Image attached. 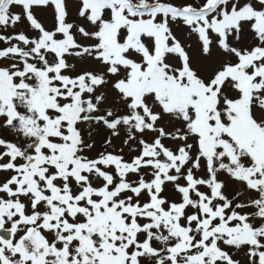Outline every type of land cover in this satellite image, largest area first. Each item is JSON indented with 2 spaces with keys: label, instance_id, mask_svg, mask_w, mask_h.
<instances>
[{
  "label": "snow or ice",
  "instance_id": "1",
  "mask_svg": "<svg viewBox=\"0 0 264 264\" xmlns=\"http://www.w3.org/2000/svg\"><path fill=\"white\" fill-rule=\"evenodd\" d=\"M0 264H264V0H0Z\"/></svg>",
  "mask_w": 264,
  "mask_h": 264
}]
</instances>
